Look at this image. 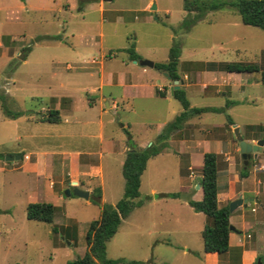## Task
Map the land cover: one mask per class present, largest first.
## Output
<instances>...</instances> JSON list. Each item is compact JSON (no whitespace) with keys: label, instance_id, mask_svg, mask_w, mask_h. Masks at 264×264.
I'll return each instance as SVG.
<instances>
[{"label":"rangeland","instance_id":"rangeland-1","mask_svg":"<svg viewBox=\"0 0 264 264\" xmlns=\"http://www.w3.org/2000/svg\"><path fill=\"white\" fill-rule=\"evenodd\" d=\"M60 2L70 5L66 8L65 3V7H58ZM184 2L154 0L158 9L152 10V3L148 5L147 12H143L141 8L148 0H31V5L44 8L24 12L15 7L14 2L0 0V95H4V99H0V264H67L85 254L89 223L100 215L101 207L91 200V195L90 202L75 194L69 196L59 183L55 185L56 194L48 195L44 180H41V189L36 195L30 191L31 174L28 170L11 169L10 164L16 160H6L7 156L18 155L16 152L25 146L21 139L26 124L23 118L36 119L40 116V101L47 100L50 94H59V90H50V84H56L50 59L54 60V64L58 62L57 68L62 69L67 62H84V58L88 61L97 57L103 59L106 72H118L143 68L140 64H133L125 50L131 45H135L141 57L162 62L168 60L170 47L178 43L182 50L180 67L184 61L188 63L190 60L218 63L254 61L264 69V29L243 23L233 7L212 10L197 18V13L184 9ZM63 28L65 32L60 36L64 40L55 41L52 37ZM26 52L28 57L24 62ZM85 65L95 68L91 71L98 70L95 65ZM148 69L156 73L154 75L159 79L162 78L160 71ZM149 75L152 74H145L143 78ZM203 77L211 83L213 80L223 83L224 77L228 81L223 83L226 85H219V93L217 86H209L206 93L197 90L200 86L193 87L187 93L192 106H225L228 99L232 100V104L226 112L207 111L192 115L181 135L189 139L221 138L224 149L231 151L229 159L224 153L220 154L221 187L227 188L228 179L233 178L229 172V163L233 161L234 171L239 176L245 168L255 177L253 181L248 179L246 182L240 176V180H236L237 188H251L253 182L259 195H262L264 146L257 153L251 152L245 165L235 126L228 122L227 116L229 114L233 118L245 140L254 139L249 143H256L264 136V130L258 128L264 126V84L259 81L260 73L221 70L205 72ZM143 83L144 97L131 98V106L122 102L115 115L117 121L106 127V134L114 133L116 138L128 140L129 135L118 122L122 119L129 125L128 130L133 138L138 141L149 138L148 141L154 142L160 132L159 124L165 120L162 114L169 108L168 105L170 111L173 103L179 111L183 108L177 99L167 102L160 98H146L148 83ZM89 87L98 88V85L92 83ZM110 91L115 95L120 94L118 88L110 86L102 90L104 94ZM80 93L87 96L84 91ZM98 94L99 91L93 93L94 96ZM46 112L48 114V110ZM175 116L166 120H173ZM28 125L34 127V124ZM48 125L44 127H52ZM33 130L38 133L36 141L46 140L41 128ZM29 141L34 143L35 139ZM80 143L76 141L75 145ZM171 147L181 149L177 144ZM201 151L196 152L198 158L192 170L184 162L181 164V174L192 171L194 177L191 186L185 190L181 189L174 154H165L150 162L141 185L140 198L145 203L133 210L108 241L109 258L138 260L145 264H205L202 230L207 217L185 202L186 195L197 191L195 184L202 177ZM44 159L48 160L47 157ZM19 162L22 160L19 159ZM111 164L105 157L107 179L104 200L116 203L123 196L125 180L121 170L122 182L119 183L113 161ZM68 181L65 180V185ZM152 189L157 193L152 194ZM162 192H180V196H159ZM43 200L51 201L58 207L53 221L28 219L27 204ZM254 206L253 201L243 203L235 218L244 216L245 228L241 230L255 234L252 239L253 244L258 245V255L254 260L258 264L260 256L264 254V208L259 205L258 211H253ZM54 226L59 228L58 232L53 230ZM65 234H69V238H65ZM231 259L235 260V256ZM222 260V264H235L229 263L227 256Z\"/></svg>","mask_w":264,"mask_h":264},{"label":"crops","instance_id":"crops-1","mask_svg":"<svg viewBox=\"0 0 264 264\" xmlns=\"http://www.w3.org/2000/svg\"><path fill=\"white\" fill-rule=\"evenodd\" d=\"M10 1L14 2L15 7H18V9H22L24 12L31 11L32 9L39 10L44 8V6L40 5H31V0ZM153 2L154 0H148V3H144L143 7L141 8L142 11L147 12L148 5H151ZM65 3L67 4L66 8H68L70 4L67 2L58 3V7H65ZM102 8L103 11H105L103 4ZM153 13H155V11ZM166 13H168V11H166ZM64 32L65 29L63 28L62 30H58L55 35H60ZM9 35L13 36L14 34L9 33ZM46 35L49 36V34H43V36ZM54 40L62 41L64 40V38L61 37V39ZM24 55H26V57L23 58V61L26 62L28 57L27 52ZM110 55L115 56V54L112 53H110ZM83 60L84 62H67L65 68L61 69V67L57 68L58 66H56L57 64H59L58 62L54 64V60L50 59V62L53 67L52 73L56 77V84H50V90H59V94H50V96L47 97V100L40 101L42 107L38 112L40 113V116H38L36 119L28 117L23 118V121L26 124H24V135L21 137V139L25 142V146H22L16 152L21 155L19 159L22 160V162H19V159H14L16 161L10 164V166L11 169L24 168L28 170V172L31 174L30 177L28 176L29 184L31 187L30 191L35 192L36 195H38L41 189V185H39V183L41 182V180H44L43 184L46 185V189L48 190L44 191H46L48 195L56 194L55 185L57 183L61 184L63 189H73L74 187H78L80 189L88 190L90 191V193H92L94 187L99 186L102 189V201L107 202L104 200V185L107 179L105 171V157H108V163L110 166L112 165L111 163L113 161V166L116 167L118 173L117 180L120 183L122 182L120 172L122 170L127 150L130 149L131 146L135 149L147 147L152 143V141H148L149 138L146 140L138 141L133 138L132 135L130 141L129 139L120 140L116 138V134L114 133L106 134V127L117 121L115 115L118 114L117 111H119L122 102L126 103L125 105L131 106L133 105V103L131 102V98L144 97V92L142 91V89L144 88V81H147V87L149 91L148 96H146V98L153 100H156V98H160V100H165L167 102L172 101V99H176L171 91V88L174 86L175 82L173 81V79H169L163 71H160V73L162 74V78L159 79L158 77H156V75H154L156 73L149 71L148 67L144 65H142V69L132 68L118 72H106V65L103 62V59L95 57L88 61H86L85 58ZM132 61L133 64H140L138 62H134V60ZM185 62L186 61L183 62L181 68L180 59L178 71L181 75L179 84L180 86H183L186 89L187 93L188 91H192V89H194L193 87L195 86H200L197 90H203L205 93L209 89V86H217L216 91L217 93H219V85H226L223 84L227 83L228 81V79L225 77L222 79L223 83H216L215 80H213V82L211 83L206 81L203 77L205 72L216 73L221 71L220 69L209 70L200 68L198 65L195 64L198 61L190 60L188 63ZM86 63L97 66V72L91 71L95 68H88L85 65ZM153 68L155 69V67ZM145 74L152 75L145 76L148 78L144 79L143 76ZM92 83H97L98 88H90L89 85H92ZM106 86L118 88L120 90V94L115 95L113 91H110L108 94H104L102 90ZM157 90H160L163 94H159ZM79 91L86 92L87 96L81 94ZM97 91L100 92V94H98L99 96H94L93 93H96ZM171 106L173 107L171 111L169 109V104V108L165 110V112H163L162 114V119L165 120H162L163 122L159 124L160 132L158 133V135L162 132L167 123L172 121L166 119H168V117H172V115L177 116L183 110L182 108L179 111V108L176 107L174 103L173 105L171 104ZM51 108L57 109L59 111V122H48L42 120V117L47 115L46 111ZM151 114H153V111L151 112ZM118 122L120 124V128H129V125L123 122L122 119L118 120ZM28 124H34L33 128L35 129L41 128L44 132L43 135L45 136L46 140L42 142H39V140L36 141V139L38 138V133H36V131L33 130L32 126H29ZM45 124L46 126L47 124H49L48 126L52 127H44ZM183 128L173 133V135L168 141V148L163 150L158 155L149 159L147 167L141 178V185L143 182V176L148 170L150 162L155 158L165 156V154H174L177 158V167L179 170V177L182 190H185L186 188L191 186V181L194 177L192 171L190 173L185 172L184 174H181V164H183L184 162L185 166H187L188 169L192 170V168L195 166V160L198 158L196 157V152L198 150H202V159L204 157V153L208 151H215L218 154L224 153L227 156V159L231 158V156H229L231 151L224 149V143L221 138L195 137L193 139H189L181 135V131L183 130ZM176 135L177 137L175 138ZM157 136L154 139H156ZM33 139H35L34 143L29 141ZM76 141H81V143L76 146ZM173 144L181 146V149L174 150L171 147ZM42 145H44L45 147H41ZM44 157H47L48 160L46 161ZM234 168L235 167L232 161L229 163V172L233 178L228 179L227 188L221 187V181L219 179V185L221 187L218 194L219 205H229L232 200H235L239 197H243L247 198L248 201L254 202L256 206L253 207V211H258L259 205L264 208V189L262 195H259L257 187L253 182L251 183V188L238 189L236 180H240V176L242 175L240 173L239 176V174L234 171ZM242 177L247 180L246 182H248V179L252 181L255 179V177H252L250 173L247 176ZM66 179H69L67 185H65ZM73 181H76V184H73ZM198 185L200 186L198 187ZM195 188L197 189V191L192 195H186L187 199L189 197H192L196 200H201L203 198V188L200 182L195 184ZM153 193H157L155 192V189H152V194ZM247 194H251V196H247ZM39 196H41V194H39ZM43 196L44 199H46L47 196L45 197V193L43 194ZM86 200L87 202H90V199ZM185 202L188 201L185 200ZM241 205L237 206L233 211H231L230 215V223L236 228L235 230H231L229 235L230 250L222 256L215 252H205L203 255L205 264H222V258L226 256L229 258V263L255 264V258L258 255L256 251L258 250V245L253 244L252 239L255 234L253 232H244L243 230H241L245 228V221L243 220L244 216L241 215L240 218H235L237 213L240 211ZM190 207L193 208L191 205ZM186 245L187 244H185V247H187ZM249 246H251V249H249ZM233 256H235V260L231 259V257Z\"/></svg>","mask_w":264,"mask_h":264},{"label":"trees","instance_id":"trees-1","mask_svg":"<svg viewBox=\"0 0 264 264\" xmlns=\"http://www.w3.org/2000/svg\"><path fill=\"white\" fill-rule=\"evenodd\" d=\"M25 1V0H22ZM225 7L235 8L241 16L243 23L260 27L264 29V0H185L184 9L189 12L197 13L196 17ZM51 37V36H50ZM52 38L61 39L60 35ZM42 39V37H38ZM130 54V59L139 60L142 57L137 53L135 45L125 48ZM181 46L175 43L170 47L169 57L167 61L155 62V69L168 72L172 79L180 80L181 75L178 71ZM24 55L23 58H25ZM200 68L209 70H225L227 72H249L260 73L259 81L264 84V69L258 62L254 61H230L218 63L216 61L196 62ZM159 94H163L157 90ZM174 97L182 104L183 110L167 125L157 136L156 140L144 148H130L126 152V157L122 166L123 176L125 178V186L123 196L115 203L102 201L101 187H95L91 193V200L101 207L100 215L89 223L86 234L87 250L83 256L68 261L67 264H145L143 261L127 260L124 258L113 259L107 256V243L117 233L121 223L128 218L130 214L138 207L144 205L145 200L141 199V178L147 167L150 158L158 155L169 147V139L174 132L181 130L185 123L194 114L207 111L226 112V109L232 104V100L228 99L225 106H191V102L187 96L186 89L183 86L174 90ZM0 99H4V95H0ZM17 115V114H16ZM228 122L234 124L233 118L228 114ZM43 121L59 122L60 114L57 109H49L48 114L42 117ZM254 126V125H252ZM264 130V126H258ZM125 132L129 135L130 131L125 128ZM220 154L215 151L204 153L202 177L200 184L203 188V198L201 200L189 197L188 203L197 212H203L207 217V222L202 230L204 240V251L215 252L224 255L230 250V215L229 205L220 206L218 194L221 189L219 185L220 176ZM249 174L248 169L241 171L242 176ZM159 196L179 197L180 192L160 193ZM58 207L50 201L30 202L26 208L28 219L52 222ZM55 232L59 228L54 226ZM68 232V230H67ZM65 238H69V234H65ZM263 263L264 254L260 256Z\"/></svg>","mask_w":264,"mask_h":264},{"label":"water","instance_id":"water-1","mask_svg":"<svg viewBox=\"0 0 264 264\" xmlns=\"http://www.w3.org/2000/svg\"><path fill=\"white\" fill-rule=\"evenodd\" d=\"M157 8V4L153 3L151 6L152 10H155ZM134 62H138L141 65L144 66H148V67H154L155 66V62L153 60L150 59H139V60H134ZM164 74L169 78L172 79L171 75L168 72H164ZM175 82L174 86L171 88L172 93L174 94V90L180 87V80H173ZM235 126V132L237 134V138L239 139L240 142V151L242 153V156L244 158V163L245 165H247L248 160L247 158L250 156L251 152H255L257 153L259 150L262 149V147L264 146V136L260 139L257 140L256 143H249L248 141H246L243 136L241 135L240 131H239V127L236 124H233ZM132 148V146H131ZM21 157L20 154L16 155V156H7L6 160H14V159H19ZM73 184H76V181L72 182ZM200 185H198L199 187ZM65 193L67 195H71V194H75L77 196L83 197L85 199H89L90 198V191L88 190H84V189H80L78 187H74L73 189L67 188L65 190ZM248 199L247 198H243V197H239L235 200H232L229 204V209L230 211H233L237 206L247 202ZM235 226L230 225V230H235ZM258 264H262L261 260L259 259Z\"/></svg>","mask_w":264,"mask_h":264}]
</instances>
